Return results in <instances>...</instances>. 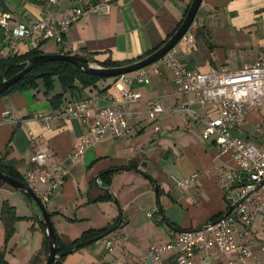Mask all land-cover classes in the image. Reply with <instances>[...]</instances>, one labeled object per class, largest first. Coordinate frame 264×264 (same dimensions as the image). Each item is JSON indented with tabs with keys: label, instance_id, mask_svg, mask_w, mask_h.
I'll return each instance as SVG.
<instances>
[{
	"label": "crops",
	"instance_id": "obj_1",
	"mask_svg": "<svg viewBox=\"0 0 264 264\" xmlns=\"http://www.w3.org/2000/svg\"><path fill=\"white\" fill-rule=\"evenodd\" d=\"M5 3L12 25L32 24L46 17L58 20L76 6L108 4L107 12L92 11L72 24L61 44L48 40L39 46L42 54L88 55L102 63L107 59L135 61L159 46L183 20L191 0H62L54 6L43 0H5ZM197 26L210 34V51L196 43ZM189 31L193 42L180 41L169 57L190 71H237L264 61V0H202ZM28 51L27 44L22 42L14 53ZM112 83L107 80L99 89ZM99 89L62 93L55 83L53 90L46 92L39 80L35 89L0 97V156L21 161V174L37 148L30 143L32 136L38 138L39 147L52 154L49 161L63 164L66 177L44 206L59 235L74 240L86 230L112 224L120 216L119 229L67 255L59 264H150L146 260L149 247L170 243L179 232L201 227L223 215L235 202L236 198L230 194L236 189L226 181L234 167L231 154L217 155L213 143L203 142L200 137L204 125L186 122L184 114L174 110L181 105L183 96L173 84L171 71L161 66L157 72H150L148 84L133 86L141 100L131 106L138 114V120L130 122L131 134L120 138L106 134L82 157L71 160V151L87 137L82 122L56 119L45 127L33 116L60 109L57 103H51L56 95L63 94L59 100L63 105L64 101L85 98ZM154 97L161 100L165 110L158 121L161 131L156 138L145 119L146 100ZM4 112H9L13 121H4ZM263 121L264 105L249 112L232 136L259 147ZM111 169L118 170L109 185L114 202L88 204L89 184L92 181L95 184L101 172ZM190 179L188 184L180 185ZM4 202L22 219L15 223L7 243L0 220V254L8 264H26L41 249V214L31 198L28 200L24 193L8 185L0 187V209ZM158 206L162 210L158 219L164 216L176 230L166 222L156 225L148 216ZM251 230L250 250L262 260L261 215L254 218ZM107 240L114 242L111 251L104 248ZM145 241L151 244L146 250ZM175 255L174 250L164 252L159 264H175ZM206 257L209 264H228L237 255L221 254L215 249L199 251L194 264H202Z\"/></svg>",
	"mask_w": 264,
	"mask_h": 264
},
{
	"label": "built area",
	"instance_id": "obj_2",
	"mask_svg": "<svg viewBox=\"0 0 264 264\" xmlns=\"http://www.w3.org/2000/svg\"><path fill=\"white\" fill-rule=\"evenodd\" d=\"M43 1L54 6L62 0ZM109 8L108 4L76 6L58 20L46 17L32 24L13 25L11 15L0 11V29L5 36L7 54L14 53L22 42L27 44L29 50L39 49L41 42L48 40L61 44L69 27L81 17L95 10L107 12ZM181 42H193L189 30ZM161 66L171 71L173 84L183 96L181 105L174 110L184 114L186 122L204 125L200 137L203 142L213 143L217 155L227 152L231 154L234 167L226 181L236 189L237 196L229 213L228 209L221 217L199 228L179 232L170 243L149 247L146 260L150 264H159L164 252L174 250L175 264H194L197 252L215 249L221 254L236 253V260L228 264H264V242L259 245L262 260L249 247L254 218L261 215L264 219V131L259 147L232 136L249 112L264 105V61L237 71L218 69L198 73L176 62L168 53L149 67L114 77L112 85L103 92L98 91L68 102L52 114H36L33 119L45 127L56 119L81 121L87 137L69 154L71 160L80 158L106 134L116 138L131 134L130 122L138 120V114L131 110V106L141 100L140 93L133 86L148 84L150 72H157ZM164 113L159 98L146 100L145 119L152 127L153 138L161 131L158 121ZM210 114L214 116L210 117ZM3 120L11 122L13 117L9 112H4ZM262 126L264 129V121ZM30 143L37 148L20 175L32 193L45 205L61 186L66 171L62 163L49 161L52 154L39 147L38 138L31 136ZM190 181L185 180L180 185ZM97 184L100 182L97 181ZM152 214L148 216L152 218ZM113 244L112 240H107L105 250L111 251ZM202 264H209V258H204Z\"/></svg>",
	"mask_w": 264,
	"mask_h": 264
},
{
	"label": "trees",
	"instance_id": "obj_3",
	"mask_svg": "<svg viewBox=\"0 0 264 264\" xmlns=\"http://www.w3.org/2000/svg\"><path fill=\"white\" fill-rule=\"evenodd\" d=\"M26 1L27 2H40L41 0H26ZM0 11L4 13H8L5 0H0ZM180 23L177 25L176 29L178 28ZM170 36H168L159 46L148 51L146 54H144V56L137 58V60H140L143 57L157 50L160 46H162L170 38ZM194 37H195L197 44H203L209 51L211 50V46L209 44L210 34L205 30L204 27L197 26L195 28ZM41 54L42 52L39 51V49L29 50L28 52L24 54H16V53L7 54L5 36H4L3 31L0 29V82L3 80L9 79L10 77L20 72L24 68L27 61ZM83 57L88 59L90 62L97 63L91 58V56L85 55ZM132 62L134 61L113 62L107 59L104 62L97 63V64L101 67H105V68L111 67L112 68V67L125 66ZM113 79L114 77L109 78V80H112V82H113ZM39 80L42 81L46 92L52 91L54 88V84L57 83L60 86L62 93H67V92L79 93V91L83 89L97 88V83L99 81L105 82L106 78H99L95 76L86 75L83 72H81L78 68L73 66L72 64H69L66 62H49V63L41 64L37 66L36 68L32 69L28 74L22 77L16 84H14L8 90L3 92L0 95V97L5 96L9 93H13V92H20V91L27 90V89H35L37 87V81ZM108 87L109 86H106L103 89H99V91L103 92ZM62 97H63V94L56 95L55 97L51 99V103L52 104L57 103V107L60 106L61 108L68 102L81 99V97H74L68 101H64V104L61 105L63 102L59 100H61ZM20 166H21V161L6 160L3 156H0V172L4 173L5 175L15 180L23 182V179L19 172ZM117 171H118L117 169H111V170L101 172L98 176V180L100 184L99 185H97L96 183L94 184V181H92L89 184L88 193H87V203L88 204H95V203L105 202V201L114 202V198L112 194L108 191V189H109L111 177ZM3 185L5 184L0 181V187ZM24 195L28 200H30V197L27 194L24 193ZM161 213H162V210L160 206H158L157 211L152 214V218L155 224L161 225L162 222H166L171 229L176 230V228H174L170 224V222H168V220L164 218V216L158 219ZM221 216H218L216 218H219ZM21 219L22 218L17 217L15 215L13 207H11L7 202H4L2 204L1 209H0V220L3 224V229H4V243H7V241L12 237L14 233V225L17 221ZM121 225H122V221L120 219V216H118L112 224L107 225L106 227L99 229V230H94V229L86 230L78 238L74 240H70L66 236L59 235L58 233L54 231L55 232L56 253L59 256V258L56 259L54 264H59L61 260H63L64 257H66L67 255L75 251H78L79 249L85 246H88L89 244H85L86 242L93 240L95 238H100L101 236L106 237L107 235L119 229ZM93 243L95 242H92L90 244H93ZM48 247H49L48 240L43 232L41 249L36 254H34L26 264H44L45 259L48 254ZM0 264H8L4 260L2 254H0Z\"/></svg>",
	"mask_w": 264,
	"mask_h": 264
},
{
	"label": "water",
	"instance_id": "obj_4",
	"mask_svg": "<svg viewBox=\"0 0 264 264\" xmlns=\"http://www.w3.org/2000/svg\"><path fill=\"white\" fill-rule=\"evenodd\" d=\"M202 0H191V3L185 13L183 20L181 21L178 28L174 31V33L170 36V38L157 50L152 52L151 54L143 57L140 60H136L130 64L120 67H101L97 63L90 62L88 59L77 56V55H67V54H41L31 58L26 62L24 68L10 77L9 79L3 80L0 82V95L8 90L11 86L16 84L22 77L28 74L32 69L37 66L49 63V62H66L72 64L76 68H78L81 72L89 76H95L99 78H113L119 75L129 74L145 67H149L150 65L161 60L165 55H167L170 51H172L178 43L181 41L182 37L186 34V32L190 29V27L194 23L195 16L199 10ZM0 181L5 185H8L14 188L17 191L27 194L34 204L37 206L40 214L41 221L40 225L42 227V231L44 232L47 240H48V254L45 259L44 264H54L56 259L59 256L56 253V245H55V232L50 220L49 214L46 212L41 201L32 193L30 188L26 183L15 180L4 173L0 172ZM97 184V182H96ZM99 185V184H97ZM100 188V187H99ZM109 191V189H108ZM231 209L228 210L229 213ZM226 213V214H227ZM105 236H101L100 238H95L86 242L85 244H90L92 242H97L103 239Z\"/></svg>",
	"mask_w": 264,
	"mask_h": 264
},
{
	"label": "rangeland",
	"instance_id": "obj_5",
	"mask_svg": "<svg viewBox=\"0 0 264 264\" xmlns=\"http://www.w3.org/2000/svg\"><path fill=\"white\" fill-rule=\"evenodd\" d=\"M107 80H109V78H106L105 83L107 82ZM103 86H104V81H99V82L97 83V88H98V89L101 88V87H103ZM92 89H93V88H92ZM230 195H231L232 198H236V196H237V194H236V190H235V191H232V193H231ZM43 206H45V205H43ZM149 246H151V244H148V242L145 241V250H146Z\"/></svg>",
	"mask_w": 264,
	"mask_h": 264
}]
</instances>
